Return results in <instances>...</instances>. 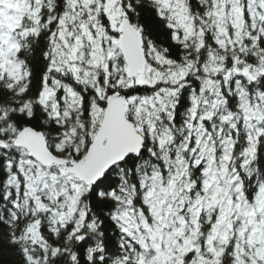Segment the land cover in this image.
I'll return each instance as SVG.
<instances>
[{
    "label": "snow or ice",
    "instance_id": "obj_1",
    "mask_svg": "<svg viewBox=\"0 0 264 264\" xmlns=\"http://www.w3.org/2000/svg\"><path fill=\"white\" fill-rule=\"evenodd\" d=\"M0 264H264V0H0Z\"/></svg>",
    "mask_w": 264,
    "mask_h": 264
}]
</instances>
